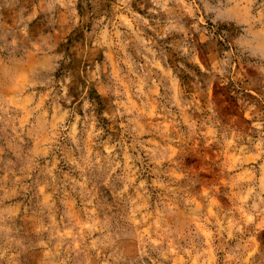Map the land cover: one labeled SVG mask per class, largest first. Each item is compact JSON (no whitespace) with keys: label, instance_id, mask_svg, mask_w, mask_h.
<instances>
[{"label":"clouds","instance_id":"1","mask_svg":"<svg viewBox=\"0 0 264 264\" xmlns=\"http://www.w3.org/2000/svg\"><path fill=\"white\" fill-rule=\"evenodd\" d=\"M0 264H264V0H0Z\"/></svg>","mask_w":264,"mask_h":264}]
</instances>
